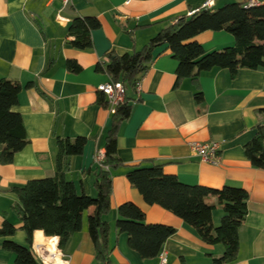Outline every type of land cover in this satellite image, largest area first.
<instances>
[{"label":"crops","instance_id":"crops-1","mask_svg":"<svg viewBox=\"0 0 264 264\" xmlns=\"http://www.w3.org/2000/svg\"><path fill=\"white\" fill-rule=\"evenodd\" d=\"M249 0H215L213 9ZM205 0H0V79L22 86L13 111L22 117L28 144L15 154L11 164L0 163V227L7 221L16 232L0 238V264H14L15 256L3 249L10 240L27 245V235L15 211L19 200L12 191L28 181L51 177L55 171L60 136L87 140L81 156L68 159L65 178L75 184L78 193L94 197L95 155L104 150L111 126L112 112L97 103V87L110 78L95 71L105 54L118 55L141 50L151 39L176 19L202 9ZM77 17H94L100 27L91 33L92 47L79 51L69 45L68 27ZM206 52L234 45L232 35L206 31L194 39ZM67 60L82 68L78 74L67 71ZM177 62L169 50L158 47L140 82L139 93L127 92L132 104L129 119L117 136V153L122 165L113 170L110 226V264H159L164 254L167 264H212L223 253L221 245L209 246L196 231L171 212L148 205L132 188L126 173L133 166H163L189 186L220 189L231 186L244 189L249 196L247 215L239 229L237 259L232 264H264V170L251 166L244 148L264 126V72L240 69L232 78L226 69L200 74L195 84L183 80L175 88ZM30 84L31 87H27ZM202 93L197 104L194 95ZM220 142L218 163L203 162L192 153L191 143ZM131 202L138 206L148 224H163L176 232L162 246L155 259L143 260L128 246L126 234L115 230L117 209ZM212 224L223 216L216 198ZM84 213L80 232L61 250L70 264H100L87 232ZM47 238L31 249L39 264V253L47 252ZM58 247V245H57ZM59 249V248H58ZM38 250V251H37Z\"/></svg>","mask_w":264,"mask_h":264},{"label":"trees","instance_id":"trees-1","mask_svg":"<svg viewBox=\"0 0 264 264\" xmlns=\"http://www.w3.org/2000/svg\"><path fill=\"white\" fill-rule=\"evenodd\" d=\"M100 27L94 17H77L68 27L69 45L84 51L92 47L91 33ZM224 31L234 38V45L221 50L206 52L194 39L199 34ZM158 47L169 50L177 62L175 88L185 79L195 84L201 73L213 69H226L234 78L240 69L264 72V2L248 6V2L230 3L218 9H200L192 16H183L160 31L141 50L118 55L109 52L98 62L95 71L104 73L110 81L120 83L125 90L124 102L116 107L111 126L104 141V160L92 171L96 191L94 197L78 193L75 184L65 178L68 159L81 156L87 140L56 137L57 155L53 176L28 181L21 188H13L19 204L15 211L21 221V230L27 235V245L10 240L2 247L15 256L14 264H39L31 249L34 230H44V236L59 235L58 248L63 250L72 235L82 229L84 213L87 216V232L94 247L95 260L110 264V226L106 217L111 211L112 171L122 165L117 153V136L123 122L129 119L132 104L127 92L149 68L153 53ZM67 71L78 74L82 68L74 60L65 63ZM27 87H31L30 84ZM22 86L17 82L0 79V163L11 164L15 154L28 144L22 117L12 109L18 104ZM197 91L194 100L202 102ZM97 103L109 108L105 95L98 91ZM246 159L252 167L264 170V126L259 125L254 138L245 146ZM130 186L136 189L148 205H157L192 227L201 241L209 246L221 245L223 253L212 259V264H232L239 248V229L247 215L248 193L242 189L224 186L213 189L189 186L174 175L163 172V166H133L126 173ZM216 198L222 206L223 216L218 226L212 224L215 205L207 199ZM115 230L126 234L128 246L141 259L158 257L163 244L176 230L163 224H148L145 213L131 202L117 209ZM16 228L5 221L0 227V238L14 235Z\"/></svg>","mask_w":264,"mask_h":264},{"label":"built area","instance_id":"built-area-1","mask_svg":"<svg viewBox=\"0 0 264 264\" xmlns=\"http://www.w3.org/2000/svg\"><path fill=\"white\" fill-rule=\"evenodd\" d=\"M215 0H205L202 8L204 9H212L214 6ZM264 0H249L248 6H256L263 3ZM70 3V0H63L64 6H67ZM198 10H194L188 14V16L194 15ZM141 80V79H140ZM138 81L135 85L136 92L140 91V82ZM119 85L120 87H117ZM111 88V91L108 89ZM97 91L103 93L108 101L110 111L112 113L115 112L116 107L124 102L125 98V90L120 83H115L109 81L108 83L102 84L97 87ZM190 148L193 154L198 156L203 162L209 164H217L218 163V153L220 150V142H209V143H191ZM104 160V153L99 151L95 155V163L101 165ZM159 264H167V260L164 254H161L159 257Z\"/></svg>","mask_w":264,"mask_h":264},{"label":"clouds","instance_id":"clouds-1","mask_svg":"<svg viewBox=\"0 0 264 264\" xmlns=\"http://www.w3.org/2000/svg\"><path fill=\"white\" fill-rule=\"evenodd\" d=\"M212 0H210V3ZM117 87H120L117 85ZM111 91V88L108 89ZM61 237L59 235H52L47 238V252L49 255L44 256L43 253H39L43 264H70V260L63 259V252L58 249L57 245L59 244ZM36 242H44V230L36 229L34 230V244ZM38 251V250H37Z\"/></svg>","mask_w":264,"mask_h":264}]
</instances>
